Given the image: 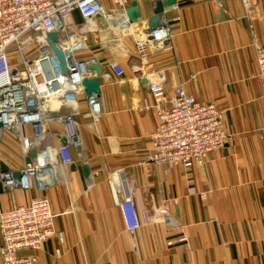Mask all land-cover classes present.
I'll return each mask as SVG.
<instances>
[{"label": "crops", "instance_id": "crops-1", "mask_svg": "<svg viewBox=\"0 0 264 264\" xmlns=\"http://www.w3.org/2000/svg\"><path fill=\"white\" fill-rule=\"evenodd\" d=\"M136 2L142 19L152 15L151 0ZM252 4L255 16L248 19L240 0H176L173 13L180 21L171 22V48L155 49L145 61L136 56L132 34L118 38L114 29L85 35L88 50L79 56L95 58L101 67L99 116L85 114L88 106L80 95L74 114L80 145L70 147L66 182L44 192L35 187L0 192V211L45 196L54 228L62 232L61 239L53 236L39 250L20 255H35L38 264H264V91L250 35L253 30L264 45V0ZM72 22L78 31L77 11ZM110 39L119 48L109 46ZM113 61L123 67L122 77L110 68ZM159 77L165 105L173 87L182 84L198 101L223 111L232 142L210 151L203 166L179 165L164 174L158 165L138 164L158 122L154 109L143 105L155 102L148 83ZM51 126L62 129L56 121ZM0 160L12 169L24 162L8 129L0 140ZM118 169L138 208L152 212L163 205L178 225L168 229L151 222L129 235L118 208L121 182L110 184ZM182 236L185 240H178Z\"/></svg>", "mask_w": 264, "mask_h": 264}, {"label": "built area", "instance_id": "built-area-1", "mask_svg": "<svg viewBox=\"0 0 264 264\" xmlns=\"http://www.w3.org/2000/svg\"><path fill=\"white\" fill-rule=\"evenodd\" d=\"M110 1L111 7L104 0H0V122L3 129L14 134L24 159L20 168L8 167L0 173L3 186L23 190L35 187L44 192L60 181L66 182L64 170L73 161L70 147L80 145L79 125L74 118L80 95H84L88 106L85 114L93 120L99 116L96 96H87L82 85L85 77L94 75L93 70L87 69L88 63L97 62L95 58L79 56L88 50L87 33L104 30L114 33L118 29L119 34L134 35L135 53L141 61L155 49L171 48V22L180 21V15L173 13L175 4L163 6L157 23L149 27L147 18L128 21L126 0ZM151 2L153 5L155 0ZM240 2L248 19H253L252 0ZM74 11L82 17L76 32L72 22ZM52 31L57 34L56 46L64 52L63 64L47 42L46 33ZM250 35L264 91V45L253 30ZM109 66L117 77L124 75L118 62ZM61 67L67 69V76H62ZM148 87L155 102L143 105V109L152 107L158 122L148 135L145 159L138 164L158 165L164 174L179 165L203 166L210 151L223 149L232 142V136L224 128L223 111L214 103L198 101L178 84L165 105L163 78L150 80ZM52 121L61 125V131L53 129ZM31 149L35 150V156L26 162ZM16 171L19 177H14ZM122 173L121 169L113 172L110 184L113 187L114 182H121L123 196L118 208L129 235L151 222H163L168 229L178 225L177 217L163 205L152 212L138 208L121 178ZM199 196L205 199L207 193ZM53 236L61 239L62 232L54 228V215L45 196L0 211L1 264H38L35 255L23 256L19 252L37 251Z\"/></svg>", "mask_w": 264, "mask_h": 264}, {"label": "water", "instance_id": "water-1", "mask_svg": "<svg viewBox=\"0 0 264 264\" xmlns=\"http://www.w3.org/2000/svg\"><path fill=\"white\" fill-rule=\"evenodd\" d=\"M176 0H155L154 4L152 5V15L149 16L146 21L149 27L154 26L159 18V13L162 11L163 6H171L175 4ZM125 12L128 18L129 22H137L142 19L140 8L136 2V0H132L130 4L125 8ZM47 36V42L54 53V55L58 58L61 64L64 62V52L55 44V41L57 39L56 32H48L46 33ZM108 45L111 47H118L119 43L116 39H110L108 41ZM87 69H91L94 72L93 76H87L82 80V85L84 87V93L87 96L95 95L98 96L100 89L98 85V76L101 75V67L100 65L96 63H88ZM61 74L63 77L67 76V69L65 67H61ZM3 128L2 123L0 122V140L2 137ZM60 141L62 143H66L64 138H61ZM35 156V150L31 149L28 151V156L25 158L26 162L30 161V158ZM8 169V165L4 163L2 160H0V173L4 172ZM14 177H19V172H14ZM8 187L3 186L2 181L0 179V192L7 190Z\"/></svg>", "mask_w": 264, "mask_h": 264}, {"label": "rangeland", "instance_id": "rangeland-1", "mask_svg": "<svg viewBox=\"0 0 264 264\" xmlns=\"http://www.w3.org/2000/svg\"><path fill=\"white\" fill-rule=\"evenodd\" d=\"M116 37H118V38H121V34H119L118 36H116ZM87 50H85V51H83V52H86Z\"/></svg>", "mask_w": 264, "mask_h": 264}, {"label": "bare ground", "instance_id": "bare-ground-1", "mask_svg": "<svg viewBox=\"0 0 264 264\" xmlns=\"http://www.w3.org/2000/svg\"><path fill=\"white\" fill-rule=\"evenodd\" d=\"M43 64H44V66H45V67H47V64H46V62H44Z\"/></svg>", "mask_w": 264, "mask_h": 264}]
</instances>
